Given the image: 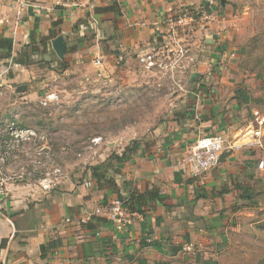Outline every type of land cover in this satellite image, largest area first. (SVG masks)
Returning <instances> with one entry per match:
<instances>
[{
    "label": "crops",
    "instance_id": "crops-1",
    "mask_svg": "<svg viewBox=\"0 0 264 264\" xmlns=\"http://www.w3.org/2000/svg\"><path fill=\"white\" fill-rule=\"evenodd\" d=\"M12 1L0 0V84L7 83L8 87L19 78L33 81L42 74L46 78L39 83L49 85L51 78L59 76L54 69L60 62L67 66L61 73L79 75L85 80L86 70L98 57L103 61L99 79L104 78L107 83H150V77L161 69L147 70L140 58L157 52L158 45L171 38L169 17L188 7H210V19L199 18L186 35H180L196 39L192 44L186 43L190 53L175 67L172 82L177 81L180 89L172 93L170 113L182 110L186 84L197 81L201 78L198 74L208 69L210 45L215 43L210 31L224 32L239 25L236 4L241 2L96 0L86 9H66L57 6L58 1L65 0H38V8H31L16 24ZM109 7L114 10L105 12ZM51 31L56 37L40 45ZM58 37L67 47L62 59L52 45ZM197 37L204 38L203 43L208 46L198 60L193 57L202 44L199 40L198 44ZM31 44L40 48L41 56H35L30 66L16 64L17 55ZM9 46L12 56L2 57L9 52ZM203 112L198 114L199 124L184 121L191 124L189 127L195 125L194 131L201 135L203 128L211 126V120L202 117ZM185 126L171 121L168 132L156 140L151 151L138 143V150L123 160L125 168L113 179L117 188L107 184L101 189L95 187L97 182L91 174L88 188H96L94 191L86 189L87 183L57 190L34 187L29 182L10 185L4 205L8 218L0 219V264H177L175 260L181 253L194 261L209 260L214 246L204 235L211 231L209 228L218 226L220 212L229 210L236 200L238 188L242 187L236 184L243 175L241 165L246 175V164L251 162H239L240 154H225L218 168L192 177L184 162L185 142L186 138L194 140L196 134L189 133ZM173 130L176 134L172 135ZM163 131L159 125L152 134L156 138ZM223 190L229 192L221 196ZM133 191L139 195L153 192L158 199H136L132 203L136 216L129 227L118 229L105 215L96 216L100 222L86 221L97 208L112 203L119 195L129 197Z\"/></svg>",
    "mask_w": 264,
    "mask_h": 264
},
{
    "label": "rangeland",
    "instance_id": "rangeland-1",
    "mask_svg": "<svg viewBox=\"0 0 264 264\" xmlns=\"http://www.w3.org/2000/svg\"><path fill=\"white\" fill-rule=\"evenodd\" d=\"M236 6L239 25L224 32L210 31L215 43L210 45L208 69L198 74L201 78L197 81L186 84L187 96L179 112L170 113L172 93L180 89L177 81L172 82L175 68L163 71L154 67L161 71L157 70L147 84L107 83L104 78L99 79L103 65L95 64L86 70L85 80L72 73L64 75L60 70L65 68L56 66L54 70L59 76L51 78L49 85L39 83L46 78L43 74L33 81L19 78L12 87L0 84V166L4 172L18 173L22 168L33 172L27 182L34 187H42L41 179L54 190L84 186L91 182L89 174L93 167L109 165V159L123 153L133 141L151 151L156 140L168 132L171 121L180 127L186 125L188 130L192 122H201V110L205 113L202 117L211 120V126L203 128L202 135L194 131L195 125L189 127V133L195 132L196 138H186V156L195 141L205 135L219 134L232 139L250 124L254 112L264 113V0H241ZM187 9L201 19H210L213 14L208 13V6ZM213 11L217 12L215 8ZM16 19L15 15L14 22ZM188 36L187 45L196 39ZM198 40L202 41L201 46ZM203 40L197 37L199 49L193 55L196 60L202 59L208 48ZM51 94L58 99L43 106L42 99ZM185 119L193 121L185 123ZM159 125L165 131L155 138L152 133ZM10 126L33 128L46 136V142L16 150L12 154L15 160L13 156L6 157L2 142ZM235 154L241 155L239 162H251L246 164L250 169L246 175L241 165L243 175L236 184L253 191V199L241 201L238 192L230 209L220 212L218 226L207 230L204 236L214 246L209 260L194 261L181 253L175 260L177 264H264V171L258 169V163L264 160V149ZM109 166L103 172L112 180L125 168L123 161L119 163L114 158ZM181 247L183 252L184 246Z\"/></svg>",
    "mask_w": 264,
    "mask_h": 264
},
{
    "label": "built area",
    "instance_id": "built-area-1",
    "mask_svg": "<svg viewBox=\"0 0 264 264\" xmlns=\"http://www.w3.org/2000/svg\"><path fill=\"white\" fill-rule=\"evenodd\" d=\"M96 0H65L58 1L57 6L66 9H86L93 5ZM17 17L16 24L20 23L22 17L29 12L31 8H38V0H13L11 5ZM195 13L192 9H181L174 16L167 20L170 27V39H164L159 46L157 52L145 53L140 62L147 70L155 68H175L180 60L187 56L188 50L186 47L187 41L181 34H186L196 22ZM174 37V38H172ZM159 59V60H158ZM95 66L101 67L103 61L98 57ZM55 94L47 95L42 99L41 104L47 106L49 102L57 100ZM5 139L2 142L3 154L6 157L13 156L12 154L26 146L36 143L46 142V136L40 134L33 128H17L10 126L6 133ZM264 149V113L254 112L253 120L246 126L245 129L236 134L232 139H227L223 135H205L198 139L191 147L188 156L185 157V164L189 174L192 177H201L206 173L219 167L221 159L225 154H234L243 150H259ZM44 149L41 148V151ZM15 158L16 157H12ZM4 160V158L2 159ZM258 169L264 171V160L258 163ZM33 177V172L26 171L25 168L18 173H5L0 166V219H7L8 215L5 205V196L8 187L18 182L30 181ZM42 188H51L46 184L45 179L40 180ZM86 187H91V183H87ZM126 201L116 199L112 203L101 206L95 210V213L89 216L86 220L90 221L93 217L105 215L118 229L129 227L133 223L136 216L127 206Z\"/></svg>",
    "mask_w": 264,
    "mask_h": 264
},
{
    "label": "trees",
    "instance_id": "trees-1",
    "mask_svg": "<svg viewBox=\"0 0 264 264\" xmlns=\"http://www.w3.org/2000/svg\"><path fill=\"white\" fill-rule=\"evenodd\" d=\"M114 8H106L104 9L105 12H109V11H113ZM193 11V10H192ZM194 12V11H193ZM200 16L199 14L198 15H195V18L198 19ZM56 37V33L51 31L49 37H46L44 39H41L40 40V45H45L46 42H48L49 40L53 39ZM3 45V44H2ZM11 46H9V52L6 53L5 55H2V57L4 58H10L12 55H11ZM35 56H41V51H40V48L37 47V45H28V46H25L21 52L17 55V57L15 58V63L16 64H19L21 66H30L32 64V59L35 57ZM59 67L66 70L67 66L64 62H60L59 63ZM138 150V142L137 141H133L131 145H129L124 153L122 154V156H115V157H111L109 159V165L113 162V158L114 160L118 161L119 163L122 162L123 160H126L128 158V156L130 154H133L135 153L136 151ZM109 165H100V166H96V167H93L92 168V178H94L98 184V188L101 189L103 188V186L105 184L109 185L110 187L112 188H117V185L115 183L114 180L112 179H109L107 177V174L104 173L103 171L107 169V166ZM111 167V166H109ZM126 185V183H125ZM238 190L240 191V199L243 200V201H248V200H252L253 199V191H251L250 189L246 188V187H241L240 189L238 188ZM229 191L228 190H223L222 193H221V196L224 195V194H227ZM146 196H148L149 198L151 199H158V196L157 194L153 193V192H149L147 193L146 195H139L138 193L136 192H131V194H129V197H122L121 195L118 196V199L120 200H123V201H126V206L132 211V203L136 200V199H143L145 198ZM96 221H99V219H97V217H93L91 219V222H96ZM92 224V223H91ZM88 227H91V225H88Z\"/></svg>",
    "mask_w": 264,
    "mask_h": 264
},
{
    "label": "water",
    "instance_id": "water-1",
    "mask_svg": "<svg viewBox=\"0 0 264 264\" xmlns=\"http://www.w3.org/2000/svg\"><path fill=\"white\" fill-rule=\"evenodd\" d=\"M52 45H53V49H54L55 53L57 54V56L61 59L64 58V56L66 54L67 47H66V44L64 43L63 38L62 37L56 38L52 42ZM20 91H25V90L20 89Z\"/></svg>",
    "mask_w": 264,
    "mask_h": 264
}]
</instances>
